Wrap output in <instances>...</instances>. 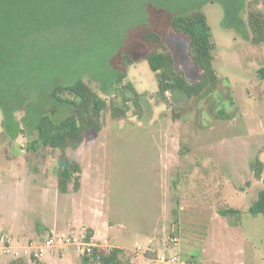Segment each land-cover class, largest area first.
I'll return each instance as SVG.
<instances>
[{"label":"rangeland","instance_id":"rangeland-1","mask_svg":"<svg viewBox=\"0 0 264 264\" xmlns=\"http://www.w3.org/2000/svg\"><path fill=\"white\" fill-rule=\"evenodd\" d=\"M195 9L211 29L217 87L204 98L175 90L163 99L147 61L129 60L153 31L196 80L186 40L169 25ZM250 11L264 16V0H0V264L64 255L62 264H83L86 245L120 248L126 264H162L160 253L183 264H264V214L248 211L264 186L249 165L264 164V42L250 41ZM121 70L140 109L122 106L134 92L121 84L109 94ZM78 76L125 114L103 111L101 128L66 150L81 166L80 186L61 193L57 150L30 142L39 113L57 121L71 106L40 89L16 104L18 87L35 95L32 86ZM228 209L239 212L221 214ZM47 235L53 246L35 256ZM73 238L87 244L77 249Z\"/></svg>","mask_w":264,"mask_h":264},{"label":"trees","instance_id":"trees-1","mask_svg":"<svg viewBox=\"0 0 264 264\" xmlns=\"http://www.w3.org/2000/svg\"><path fill=\"white\" fill-rule=\"evenodd\" d=\"M169 25L172 31L183 37L187 43V54L197 72L196 80L189 82L184 72L177 67L172 50L167 42L153 31L145 32L142 36L145 43V50L141 55L129 62L139 59L147 61L151 71L155 75L157 93L161 98L165 99L166 92L180 91L188 97L204 98L215 91L218 83V77L213 67L215 45L212 42V34L210 26L207 22L205 14L199 10H189L184 14L172 16ZM231 26L230 23H227ZM247 26L251 33L250 41L254 44L264 42V16L259 11H250L247 18ZM240 28L237 27V30ZM264 71V69H261ZM126 77V71L121 70L117 73L109 85L113 86V90L109 94L115 93L118 85L123 82ZM121 89L129 88L134 92L133 98H122V106L127 107V102L140 109V95L136 92L131 81L121 84ZM26 89V91H24ZM47 92V98H51L57 102H64L71 106L70 111L57 121H54L48 112H41L36 120L34 131L36 139L30 142V145H47L53 150H57L56 159V185L61 193H67L70 188L77 191L80 186L81 166L71 159L66 153L67 149L77 148L84 140L85 133L91 129L101 128V116L103 111L110 109L113 116L117 117L125 114V110L114 103L106 102L90 86H88L79 76L69 83L55 82L50 86L30 87L33 92L37 90L35 95L30 93L29 87H18L19 101H23L28 94L32 98ZM60 91H67L70 98L62 99L59 96ZM110 91V90H109ZM38 94V95H37ZM10 110L16 106L9 107ZM9 108H5L4 112H8ZM250 168L256 178L261 179L264 185V164L261 160L255 159L250 162ZM251 214H264V186L257 194V198L248 208ZM237 213L238 209L222 210L221 214ZM122 250L120 248H112L108 251H101L97 247H92V256L95 258L96 264H126L121 258ZM86 255L83 257V264H88ZM10 264H23L17 261H11ZM36 264H41L39 261Z\"/></svg>","mask_w":264,"mask_h":264},{"label":"built area","instance_id":"built-area-1","mask_svg":"<svg viewBox=\"0 0 264 264\" xmlns=\"http://www.w3.org/2000/svg\"><path fill=\"white\" fill-rule=\"evenodd\" d=\"M70 240L71 239L69 237H66L67 242H70ZM178 240H179V238H177L176 236H174L172 238V244L174 247L177 245ZM3 241L4 240L0 238V242H3ZM52 242H53V239H51L47 235L43 240H41L39 246L37 247V249L34 253V255L35 256L42 255L45 252V250L48 249L52 245L51 244ZM72 243L76 244L77 249L80 248V245L87 244V243H84L83 241H78L77 238H73ZM86 246L87 247L83 250V253H84L83 255H86L87 257H89V259H88L89 264H96L97 259H95V258H98V256L93 257L92 256V246H90V245H86ZM157 261L162 263V264H183L176 254H168V253L158 254Z\"/></svg>","mask_w":264,"mask_h":264},{"label":"crops","instance_id":"crops-1","mask_svg":"<svg viewBox=\"0 0 264 264\" xmlns=\"http://www.w3.org/2000/svg\"><path fill=\"white\" fill-rule=\"evenodd\" d=\"M66 258H67L66 255H64L63 257L62 256H60V257L57 256V262H55L54 264H60V263L62 264V263H65L66 262ZM41 260L42 261H39L41 264H49L47 262V260H45V257H43Z\"/></svg>","mask_w":264,"mask_h":264}]
</instances>
